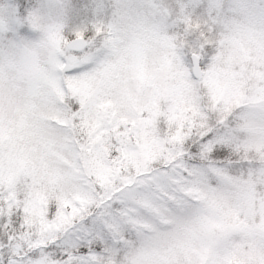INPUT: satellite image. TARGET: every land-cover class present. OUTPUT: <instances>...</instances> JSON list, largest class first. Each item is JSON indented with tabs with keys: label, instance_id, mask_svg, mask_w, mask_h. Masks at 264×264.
<instances>
[{
	"label": "snow or ice",
	"instance_id": "1",
	"mask_svg": "<svg viewBox=\"0 0 264 264\" xmlns=\"http://www.w3.org/2000/svg\"><path fill=\"white\" fill-rule=\"evenodd\" d=\"M26 4L0 10V59L40 66L42 107L24 105L19 141L0 130V264H264V130L247 127L264 119V0H114L75 26L66 3ZM239 42L250 58L218 91ZM149 43L182 79L158 115L146 104L122 120L103 102Z\"/></svg>",
	"mask_w": 264,
	"mask_h": 264
},
{
	"label": "rangeland",
	"instance_id": "2",
	"mask_svg": "<svg viewBox=\"0 0 264 264\" xmlns=\"http://www.w3.org/2000/svg\"><path fill=\"white\" fill-rule=\"evenodd\" d=\"M60 3H66L72 15L71 25L87 24L95 18V9L98 6L111 8L114 0H27L26 8L41 7L45 10L54 9ZM20 0H0V10H8L12 6L18 7ZM35 30L30 26H25L21 31V36L26 39H35ZM53 39H57L54 37ZM252 45L246 42H239L233 46L228 56L225 58V67H220L215 76L210 80V85L218 91L234 84L231 79V64L233 61L250 58ZM176 70L166 61L163 53L155 43H149L139 50L137 57H133L128 62L119 67L117 78L112 82V88L119 96V101L107 99L103 102L104 107L116 106V110L121 112V119L128 120L131 113L138 110L141 105L151 104L153 115L160 113V100L166 98L174 82L181 80ZM87 87L94 85L89 82ZM156 89L158 95L153 97L152 89ZM182 115V111L176 113ZM140 134L145 137L146 144L150 145L146 130L141 128ZM38 157L32 154L31 161L37 165ZM42 178L45 177L43 169L39 172ZM46 193L38 191L33 201V207L39 210L45 201Z\"/></svg>",
	"mask_w": 264,
	"mask_h": 264
},
{
	"label": "clouds",
	"instance_id": "3",
	"mask_svg": "<svg viewBox=\"0 0 264 264\" xmlns=\"http://www.w3.org/2000/svg\"><path fill=\"white\" fill-rule=\"evenodd\" d=\"M48 54L46 46L36 51L39 62H43ZM40 73V66L30 64L23 52H14L0 59V130L3 134L11 136L13 141H19L21 133L18 121L21 110L29 101L42 107L39 97L29 95L30 81L34 75ZM44 86V81H41ZM250 134L257 137L264 130V119L256 118L248 124Z\"/></svg>",
	"mask_w": 264,
	"mask_h": 264
}]
</instances>
